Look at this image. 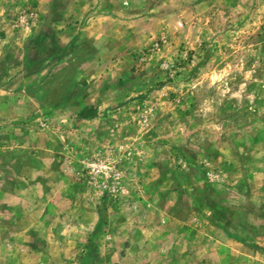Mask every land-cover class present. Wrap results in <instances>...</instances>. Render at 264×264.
Here are the masks:
<instances>
[{"label":"rangeland","instance_id":"obj_1","mask_svg":"<svg viewBox=\"0 0 264 264\" xmlns=\"http://www.w3.org/2000/svg\"><path fill=\"white\" fill-rule=\"evenodd\" d=\"M0 264H264V0H0Z\"/></svg>","mask_w":264,"mask_h":264},{"label":"crops","instance_id":"obj_2","mask_svg":"<svg viewBox=\"0 0 264 264\" xmlns=\"http://www.w3.org/2000/svg\"><path fill=\"white\" fill-rule=\"evenodd\" d=\"M106 58V56L101 59L95 57V60H91V68L86 72H81V74L75 77L76 81L73 84V89L67 96L69 102L66 101L64 105V101L61 100L60 103H62L63 106H57L54 110L50 111L51 115L52 113L60 115L58 116L60 118L59 124H61L62 120L68 119L66 117L68 112L70 114L74 112L77 124L83 125L87 122H97L100 119L99 115L101 110L109 107L113 102H118L119 99L115 97V94L119 92L118 89L107 87L106 80L111 71L105 70L106 66L104 63H108V61L105 60ZM116 70H114V73ZM112 95L115 98H112ZM85 107H93L96 110V115L92 118H82L78 116V112Z\"/></svg>","mask_w":264,"mask_h":264},{"label":"trees","instance_id":"obj_3","mask_svg":"<svg viewBox=\"0 0 264 264\" xmlns=\"http://www.w3.org/2000/svg\"><path fill=\"white\" fill-rule=\"evenodd\" d=\"M96 115V110L93 107H85L78 112V116L82 118H92Z\"/></svg>","mask_w":264,"mask_h":264},{"label":"built area","instance_id":"obj_4","mask_svg":"<svg viewBox=\"0 0 264 264\" xmlns=\"http://www.w3.org/2000/svg\"><path fill=\"white\" fill-rule=\"evenodd\" d=\"M90 167H91V170H92L94 173L100 172V170H102V168H106V166L103 165V163H101V162H98V163H91V164H90Z\"/></svg>","mask_w":264,"mask_h":264}]
</instances>
